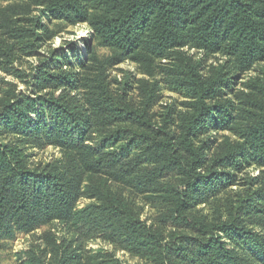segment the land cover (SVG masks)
Segmentation results:
<instances>
[{
  "label": "trees",
  "instance_id": "obj_1",
  "mask_svg": "<svg viewBox=\"0 0 264 264\" xmlns=\"http://www.w3.org/2000/svg\"><path fill=\"white\" fill-rule=\"evenodd\" d=\"M64 24L87 25L107 53L89 39L87 57L73 45L62 63L37 69L38 88L56 94L3 104L0 242L60 223L81 239L122 241L155 264H264L255 230H264V0H0V64H13L17 46L36 52ZM126 62L145 77L138 104L110 76ZM163 90L183 97L180 111H153ZM7 132L60 148L62 169L33 171L23 148L1 142ZM254 166L261 174L246 179L227 221L197 217L196 205ZM113 184L158 201L161 225L140 218ZM169 223L206 239L165 233ZM55 236L45 233L47 248L31 245L21 264H121L91 260Z\"/></svg>",
  "mask_w": 264,
  "mask_h": 264
},
{
  "label": "rangeland",
  "instance_id": "obj_2",
  "mask_svg": "<svg viewBox=\"0 0 264 264\" xmlns=\"http://www.w3.org/2000/svg\"><path fill=\"white\" fill-rule=\"evenodd\" d=\"M87 39L90 40V47L98 50V56L102 57L106 55V50L97 48L96 43L91 39V30L85 24H78L76 26L62 25L59 29V35L44 43L39 50L32 54L21 51L20 46H17L13 64H0V110L6 101L9 102L14 97L28 99L35 98L37 94H56L57 91L55 90H40L38 88L37 69L41 67L43 62L55 57H57L58 63H62L66 57L64 52H69L70 54L73 45L76 46V55L81 52L87 57V50L84 45V40ZM59 66L49 65V68L57 70ZM110 76L113 84L114 79L127 82L131 87L133 102L139 103L140 92L137 82L140 79H145V77L135 64L129 62L120 64L111 69ZM183 101L184 99L181 95L163 90L153 111L158 114H164L167 111L166 109L171 105L174 106L176 111H180L183 108L181 105ZM34 111L37 113L39 110L36 108ZM1 142H15V145L23 148L24 154L28 155L27 164L33 171H41L42 169L46 171L60 170L63 167L65 156L60 148L53 146L39 147L35 144H28L24 138L19 141L16 135L9 132L4 133ZM260 174L261 169L256 166L247 169L243 174L238 176V185L230 187L203 204L196 205L193 212L198 215L197 217L205 218L208 223H215L219 220L227 221L229 205L237 203V193H240L243 197L245 196L244 191L246 188L243 185L246 179L259 176ZM112 186L115 192L123 194L129 203L132 204L140 218L145 219L150 225H161L159 220L164 215V209L158 201L149 200L145 196L138 195L132 189H127L117 184H113ZM81 202H85V198ZM246 226L254 227L249 224H246ZM177 230H180L179 234H185L196 240L206 239V236L199 234L196 230L174 228L171 223L167 225L165 233H176ZM255 230L264 233L263 229L256 227ZM47 232L55 234V237L66 245H68L67 243H73L72 248L77 249L76 247H79L80 249H85L87 256L91 260L111 258L121 264H155L152 260L140 257L127 250L122 241H110L100 236L89 235L87 232H84L88 234L86 235L87 239H81L78 232L60 223L40 227L30 234L17 233L14 237L3 239L0 242V264H21L22 253L31 247V245L38 244L40 248L46 249L47 246L42 237Z\"/></svg>",
  "mask_w": 264,
  "mask_h": 264
}]
</instances>
